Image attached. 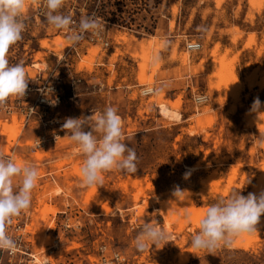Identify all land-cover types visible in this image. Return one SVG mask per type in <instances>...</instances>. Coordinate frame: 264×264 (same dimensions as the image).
<instances>
[{
  "label": "rangeland",
  "instance_id": "374dc122",
  "mask_svg": "<svg viewBox=\"0 0 264 264\" xmlns=\"http://www.w3.org/2000/svg\"><path fill=\"white\" fill-rule=\"evenodd\" d=\"M33 5L23 17L22 39L7 53L10 64H23L31 89L25 97H9L7 107L0 106V153L33 164L73 146L72 154L62 156L55 167L71 165L70 173L82 180L83 157H76L81 154L78 146L61 130L66 118L114 107L122 118L124 138L150 127L164 132L156 136L160 149L154 171L132 175L146 177L139 186H123L120 178L128 174L111 170L102 174V185L68 182L62 190L37 164V207L18 216L26 224L24 249L34 257L18 254L13 263L5 264H101L104 259L111 264H181L180 253L189 255L183 264H252L233 249L253 251L264 264V215L257 231L236 237L230 246L211 254L191 246L198 221L210 205L233 190L244 196L264 191V113L250 112L255 98L264 103V0H65L60 9L64 14L72 11L80 21L96 11L113 23H107L111 48L84 43L79 57L65 61L55 54L71 44L68 34L46 19L39 24L29 19ZM120 39L124 42L117 50ZM190 42L202 48L189 51ZM44 85L55 86L61 102L38 106V114L28 119L25 113ZM146 89L153 92L142 94ZM200 93L209 100L196 105L193 97ZM162 104L179 117L163 115ZM178 132L168 149L166 139ZM42 136L49 139L45 148L33 150ZM149 141L148 137L145 143ZM160 172L171 179L169 187L157 181ZM176 186L190 191L185 199L193 203L192 213L172 196ZM60 193L67 200L55 198ZM146 223L166 229L171 241L138 251L134 241ZM238 238H249L250 248L235 247ZM114 253L123 260L116 261Z\"/></svg>",
  "mask_w": 264,
  "mask_h": 264
},
{
  "label": "clouds",
  "instance_id": "9594fccd",
  "mask_svg": "<svg viewBox=\"0 0 264 264\" xmlns=\"http://www.w3.org/2000/svg\"><path fill=\"white\" fill-rule=\"evenodd\" d=\"M38 0H0V106L12 96L25 97L29 79L22 63L10 64L7 53L10 48L22 39L26 28L24 14L30 4ZM65 0H44L45 19L48 25L56 30L65 31L71 44L79 43L85 33L99 34L102 24L98 18L82 17L78 27H72L71 15L60 11ZM196 48L197 45H190ZM45 96L55 106L56 100L51 99V89ZM204 96H196L197 104L204 103ZM264 103L259 97L254 99L250 112L264 113ZM65 136L73 141L83 155L81 167L82 187L103 184V173L118 170L125 173L137 171L138 157L135 150L124 142L122 121L114 107H107L103 112L87 116L68 117L61 126ZM60 136H56V139ZM39 178L38 169L29 162H18L12 157L0 153V250L12 251L16 241L7 234L6 225L14 217L20 216L31 205L32 191ZM188 173L185 174V179ZM183 191L176 186L172 192L175 199L183 196ZM264 215V191L259 195L240 191L233 192L210 205L202 218L199 219L198 231L192 236L191 246L197 250H205L209 254L222 246H230L233 239L256 230L261 216ZM190 220L191 215L186 214ZM171 237L166 229L144 224L137 235L134 246L138 251L148 248L149 244L157 246Z\"/></svg>",
  "mask_w": 264,
  "mask_h": 264
},
{
  "label": "built area",
  "instance_id": "2783aa9c",
  "mask_svg": "<svg viewBox=\"0 0 264 264\" xmlns=\"http://www.w3.org/2000/svg\"><path fill=\"white\" fill-rule=\"evenodd\" d=\"M45 12H46V8L44 5V1H40V2L33 5V12H32V14L28 15V18L29 19L34 18V21L39 24L45 20ZM94 12L95 13L90 14V16L98 18L99 20H102V22L104 23V24L101 23L102 24V30L99 32L98 35L92 34V33H85L84 38L79 43L67 45L66 49H64L62 54H60V55L55 54V56L57 57L58 60H64V61L68 60V58L72 55L79 57V55H80L79 48L84 43H89L93 46H101V48H104V49H109L112 47V42L110 40V25H112L113 23L111 21L107 22L106 20H103L101 16L96 14V11H94ZM67 15H71V17L74 21L72 27H78L79 20L75 17V15L72 13V11H71V13H69ZM107 23H109L110 25L108 24L109 26H107ZM62 32H65V31H61V33ZM190 45H197V47L193 49L190 47ZM201 48H202V44L199 42L187 43V49L189 51H197V50H200ZM30 89H31V87H30V85H28L27 91ZM48 89H51V99H55L57 101L56 105L61 102V97L59 96V94L57 92V88L55 86L44 85L43 87H40L39 88L40 94L38 95L36 101L33 104L29 105V109L25 113V116L28 119H30V117L33 114H38V111H37L38 106H52L50 100L45 96V92ZM151 92H153L152 89H146L142 92V94L147 95V94H150ZM196 96H204L206 98L204 103H206L209 100L208 95H206L204 93L196 94L193 97L196 105L204 104V103L197 104L195 101ZM4 107H7L6 103L4 104ZM56 119L57 118H55L54 120H56ZM50 122L53 123L54 121L51 120ZM56 136H59V135H57L56 133L53 135V138L55 140H57ZM48 140L49 139H47L46 136H42L39 139L35 140L33 145H32L33 150L44 149L45 144ZM3 155L5 157H12L11 154H3ZM6 231H7V234L9 236H11L16 241V248H15V250H12V251L0 250V264H5L6 261H8L9 263H13L14 258H16L18 254H29L24 249L26 224L22 223L19 217H14L12 219L11 223L6 225ZM29 255L31 257L33 256V254H29ZM113 258L118 262L123 260V257L119 253H114ZM111 263H114V262L107 261V259H104L101 262V264H111Z\"/></svg>",
  "mask_w": 264,
  "mask_h": 264
},
{
  "label": "trees",
  "instance_id": "16d2710c",
  "mask_svg": "<svg viewBox=\"0 0 264 264\" xmlns=\"http://www.w3.org/2000/svg\"><path fill=\"white\" fill-rule=\"evenodd\" d=\"M105 11V10H104ZM118 11V10H117ZM107 13V11H105ZM105 12L102 13V15H105ZM122 11H120L117 16L119 17V19H123L122 17ZM107 20V19H106ZM108 21H112V20H108ZM116 22L118 21L117 19L115 20ZM164 131L156 130L153 129L152 127L150 128H144L142 130H139L137 132H134L132 134L126 135L124 138V142L128 143L130 147H132L138 157V162H137V171L135 173H125L123 172L125 175L126 174H131L134 177H139L141 175H144L147 173L148 168H151V170L154 171L155 166H154V161H155V157L156 154L159 152L160 146L157 143V134H160ZM179 134L178 133H172L171 136H169L166 141L168 144H170L168 146V149H172V143L175 140V137ZM150 138V141L148 143H145L146 138ZM189 147L186 146V149H188ZM186 162L189 164V166H192L193 163L189 162L186 160ZM158 182L162 183L163 186L165 187H169L170 184H172V181L169 177H167L163 172H160L159 178L157 179ZM230 252V251H228ZM232 253L235 254H243L244 256L248 257L249 262H251L252 264H259L258 261H261L258 257V255H256L253 251H246L243 249H233L231 251ZM264 255V251L262 253ZM226 264H240L239 262L236 263H231L229 261L225 262Z\"/></svg>",
  "mask_w": 264,
  "mask_h": 264
},
{
  "label": "crops",
  "instance_id": "0c3cea01",
  "mask_svg": "<svg viewBox=\"0 0 264 264\" xmlns=\"http://www.w3.org/2000/svg\"><path fill=\"white\" fill-rule=\"evenodd\" d=\"M263 68H264V63H263ZM181 92H182V89L176 90V91L173 92V95L176 96V95H178ZM183 111L188 112L189 109L186 108L185 110L183 109ZM93 114H95V113H93ZM180 115L183 117V113H181ZM120 118H121V116H120ZM190 118H191V114H189L188 118H185V119L189 120ZM73 149H74L73 146H70L68 148H65L64 150L55 151L53 154H51L52 155L51 159H45L41 163L40 162H34L33 164L37 167V169L39 168V166L37 164H40V167H45L47 169L48 174L52 175V179L53 180H51L50 182L52 184L57 183V185H59L62 188V190H64V189L66 190L68 182H80L82 180L78 176L70 173L71 165H67L63 169L58 170L55 167V163L57 161H59L60 159H62V156H65L66 153L71 155L72 154L71 152H72ZM78 155L80 157L78 159H81V157H83L82 154H77L76 157ZM83 159H84V157H83ZM189 167H191V166H189ZM56 172L60 173V175L58 177L54 176V173H56ZM125 177L126 176H122V178H120V181L121 180L123 181L125 179ZM49 179H51V178H48L46 181H48ZM46 181H44L43 183L41 182L40 185L41 186H45L46 185V183H45ZM34 191L35 192H34V194L32 195V198H31L32 199L31 206L29 208V212L30 213H33L35 208L37 207V199H38V196H39L37 194V192H41V190H38V189H34ZM61 195L62 194L60 193V194H56L54 196H55V198L59 199L60 201L61 200H63V201L67 200V198H64V196H61ZM23 213H25V212H23Z\"/></svg>",
  "mask_w": 264,
  "mask_h": 264
},
{
  "label": "bare ground",
  "instance_id": "6f19581e",
  "mask_svg": "<svg viewBox=\"0 0 264 264\" xmlns=\"http://www.w3.org/2000/svg\"><path fill=\"white\" fill-rule=\"evenodd\" d=\"M123 42H124V39H120V40H118V43L116 44V49L117 50H120V47L123 45ZM152 43V42H151ZM148 45H150V44H148ZM248 46V45H247ZM149 47V46H148ZM150 47H151V45H150ZM146 48V47H145ZM152 48H153V46H152ZM149 49H151V48H149ZM146 55H148V54H146ZM93 56V55H92ZM149 56V55H148ZM189 56V55H188ZM149 58V57H148ZM185 58V57H184ZM188 62V61H187ZM86 63V62H85ZM147 63V62H146ZM90 65V64H89ZM143 76H144V74H143ZM215 79V76L212 78V79H210L211 80V83L214 85V80ZM252 85V84H251ZM214 87V86H213ZM160 110H161V113L163 114V115H165V116H170V117H179V114L178 113H174V111L171 109V108H169L167 105H165V104H162L161 105V108H160ZM146 181V177H142V178H138V179H135L132 175H130V174H128V175H126V177H125V179L123 180V182H122V184H124L123 186H128V185H132V186H139V185H142V183H144ZM150 187V186H149ZM126 188V187H125ZM183 191H186L185 193H187V194H185L184 193V195L183 196H181V197H179L178 199H176V200H179L181 203H182V205H183V209L184 210H186L188 213H192L194 210H193V208H192V206H193V203H191V205L189 204V202L188 201H186V199L185 198H187V196L190 194V191L189 190H187V189H185V190H183ZM259 191H261V190H259ZM107 210V209H106ZM206 211H204V213H205ZM261 220V219H260ZM260 226V225H259ZM240 237V236H239ZM244 237V236H243ZM44 239V238H43ZM182 239V238H181ZM235 239V238H234ZM250 239L249 238H245V239H240L239 240V238H238V241L237 242H235V244H234V246L235 247H241V248H244V249H248V248H250ZM254 244V243H253ZM191 250H192V247H191ZM190 252H192V253H196V251H190ZM189 252V253H190ZM181 255H182V257H181V255H180V257H181V261H180V263L181 264H183V263H185V262H187L188 261V259H189V255H188V253H180Z\"/></svg>",
  "mask_w": 264,
  "mask_h": 264
}]
</instances>
